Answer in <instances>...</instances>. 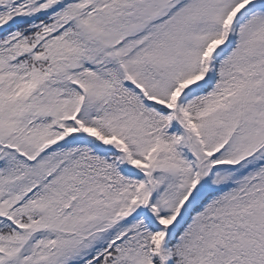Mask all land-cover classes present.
Returning a JSON list of instances; mask_svg holds the SVG:
<instances>
[{"label": "snow or ice", "instance_id": "1", "mask_svg": "<svg viewBox=\"0 0 264 264\" xmlns=\"http://www.w3.org/2000/svg\"><path fill=\"white\" fill-rule=\"evenodd\" d=\"M0 264H264V0H0Z\"/></svg>", "mask_w": 264, "mask_h": 264}]
</instances>
